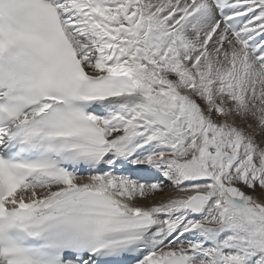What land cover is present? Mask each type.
I'll return each mask as SVG.
<instances>
[{
  "label": "snow or ice",
  "instance_id": "snow-or-ice-1",
  "mask_svg": "<svg viewBox=\"0 0 264 264\" xmlns=\"http://www.w3.org/2000/svg\"><path fill=\"white\" fill-rule=\"evenodd\" d=\"M0 264H264V0H0Z\"/></svg>",
  "mask_w": 264,
  "mask_h": 264
}]
</instances>
